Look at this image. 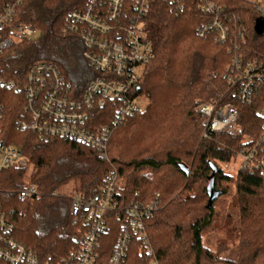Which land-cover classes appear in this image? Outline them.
Listing matches in <instances>:
<instances>
[{"label":"trees","instance_id":"obj_1","mask_svg":"<svg viewBox=\"0 0 264 264\" xmlns=\"http://www.w3.org/2000/svg\"><path fill=\"white\" fill-rule=\"evenodd\" d=\"M211 1L223 8V17L237 21L231 24L233 31L243 27L240 38L235 34L232 43H221L199 36L197 27L209 19L198 8L201 0H182L180 6L153 1L142 21L153 58L132 90L145 103L112 129L105 157L80 143L44 140L17 128L22 95L0 88V141L20 147L30 163L26 169L0 173V201L8 213L13 211L11 232L19 244L40 257L65 256L74 246L76 227L71 225L70 200L59 191L72 184L74 192L89 196L115 176L119 204H158L144 221L152 256L139 253L132 240L124 264H146L150 258L158 264H264V176L241 168L234 177L224 173L218 164L237 155L240 141L224 134L202 136L196 113L204 101L235 105L247 137L260 135L257 110L264 103V88L241 102L225 75L234 56L264 62V32L253 30L259 19L255 0ZM14 3L17 21L30 24L37 36L16 42L0 57V79L22 86L33 63L48 62L56 66L70 95L82 96L98 74L89 66L80 35L66 29V19L84 0H0V12ZM210 163L217 169L213 181L218 195L212 200L207 191ZM24 184L35 186L38 195L18 200L16 192ZM230 192L235 215L216 210L221 196ZM113 222L118 229L120 221ZM209 236H215L213 244ZM101 242L112 247L114 236ZM231 248L234 260L226 258Z\"/></svg>","mask_w":264,"mask_h":264},{"label":"built area","instance_id":"obj_2","mask_svg":"<svg viewBox=\"0 0 264 264\" xmlns=\"http://www.w3.org/2000/svg\"><path fill=\"white\" fill-rule=\"evenodd\" d=\"M154 0H84L80 8L69 12L66 29L80 35L86 47L90 68L98 75L86 86L82 96L70 95V88L51 63H33L22 86L0 79V88L21 94L22 114L17 128L29 130L44 140L62 139L90 147L105 157L106 144L112 129L128 115L140 111L139 98L132 96L133 87L144 65L153 58L151 42L142 30L144 16ZM181 5L182 0H168ZM259 19H264V0H255ZM198 8L209 16L197 27L199 36L210 35L224 43L232 36L241 37L243 27L233 31V19L223 17L222 7L211 0H201ZM17 4H9L0 12V57L19 41L33 40L37 32L24 22L17 21ZM225 80L241 102L250 100L256 90L264 88V62L243 61L234 56ZM1 96V95H0ZM102 108L105 110L102 111ZM107 110L110 111L107 114ZM240 109L215 100L200 102L196 113L200 118L202 136L224 134L240 141L237 156L242 158L241 169L264 176V103L257 110L260 135L247 137ZM3 108L0 102V118ZM29 158L20 147L0 141V173L4 170H23ZM113 176L89 196L73 192L70 200L71 225L75 226L74 246L65 256L40 257L12 237L13 223L0 201V264H124L132 240L138 252L152 256L144 221L158 208L156 201L119 204ZM35 186L24 184L16 192L18 200L37 196ZM115 220L120 227L114 229ZM113 237L109 248L102 244ZM108 251V253H107ZM146 264H158L154 258Z\"/></svg>","mask_w":264,"mask_h":264},{"label":"rangeland","instance_id":"obj_3","mask_svg":"<svg viewBox=\"0 0 264 264\" xmlns=\"http://www.w3.org/2000/svg\"><path fill=\"white\" fill-rule=\"evenodd\" d=\"M145 101L140 99L139 100V104L142 106L144 105ZM242 162V158L240 156H235L233 159H231L230 162L228 163H219L218 166L219 168L226 174L231 175V176H235L240 164ZM232 191V189H231ZM74 192V185L70 184L64 188H62L59 193L69 197L73 194ZM216 210L217 211H221V212H225V211H232L234 213V215L236 214V211L234 209V207L231 206V192L227 195L221 196L220 200L216 203ZM219 211V212H220ZM214 238L215 236H209L207 240H209L212 244L214 243ZM226 258L228 260H234L235 259V251L234 249H229Z\"/></svg>","mask_w":264,"mask_h":264},{"label":"water","instance_id":"obj_4","mask_svg":"<svg viewBox=\"0 0 264 264\" xmlns=\"http://www.w3.org/2000/svg\"><path fill=\"white\" fill-rule=\"evenodd\" d=\"M253 30L255 32V34L257 35H261L264 32V19H257L255 21ZM210 167L212 169V173L207 185V191L210 195V200L214 199L217 197L218 193L215 192L214 190V181H213V177L217 172L216 166L213 163H210ZM179 168L182 170V172H184L185 174L189 173V169L185 166V165H180Z\"/></svg>","mask_w":264,"mask_h":264}]
</instances>
